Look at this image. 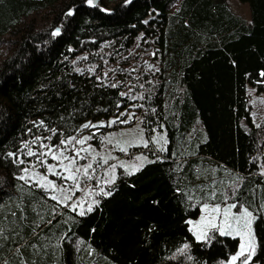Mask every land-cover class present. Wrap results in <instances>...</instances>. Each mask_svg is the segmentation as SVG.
I'll use <instances>...</instances> for the list:
<instances>
[{
  "label": "trees",
  "instance_id": "1",
  "mask_svg": "<svg viewBox=\"0 0 264 264\" xmlns=\"http://www.w3.org/2000/svg\"><path fill=\"white\" fill-rule=\"evenodd\" d=\"M236 1L249 21L226 0H0V221L16 230L0 264H220L238 238L198 241L189 221L226 201L252 212L264 264V114L248 96H264V0ZM134 118L160 146L131 150L151 161L91 211L18 179L84 125Z\"/></svg>",
  "mask_w": 264,
  "mask_h": 264
},
{
  "label": "rangeland",
  "instance_id": "2",
  "mask_svg": "<svg viewBox=\"0 0 264 264\" xmlns=\"http://www.w3.org/2000/svg\"><path fill=\"white\" fill-rule=\"evenodd\" d=\"M226 3L229 10L234 15L245 21H249L250 12L246 4H241L236 0H226ZM39 20L38 18V22ZM39 25H43L44 27L43 21L40 20ZM9 52V44L7 43V38H5L0 42V59L7 56ZM248 96L253 120L254 123L257 124L264 114V96H255L251 88H248ZM87 125H89V127H87L86 130L89 129V131H84V133L75 136L76 139L89 138L83 145L75 143L74 140L67 145L60 143L56 148L48 144V148H51L52 153L59 154L63 151L65 156H70L75 159L76 162L72 165V171L77 176L76 180L63 178L68 175L67 172L63 171V167L68 164V161L64 160L63 164H61L59 161L53 160L51 154L46 156L45 169L43 172L33 170L22 175L26 177L29 183L36 182L41 176H46L47 180L55 184L56 188L52 190L51 188L45 187V189L49 190L52 195L56 194V196L62 197L63 199L64 197H69L67 200L72 202L71 208L75 207L80 211L84 207L94 203L95 197L98 194L106 192L107 187L113 184L119 170L136 172L151 161L150 156L143 153H133L129 155L131 150L135 148H151L152 146L158 148L160 146L156 136L151 139L144 134L141 123L137 118H134V122L131 125L116 126L114 119L105 123L99 122ZM48 148H46V151ZM83 149H88V151L85 152ZM77 151H79V156H77ZM88 164H91L92 168L88 169V175L85 176L83 174V168ZM50 165L55 166V171L59 173V175H53L48 171ZM76 168H81V172L76 173ZM260 175L264 176V163L260 169ZM91 179L94 181L90 182ZM83 181H87L88 183L84 185V183H82ZM74 191L77 193L73 198L71 195H73ZM237 203L238 202L230 203L226 201L222 205L205 204L201 207L199 217L189 221L190 229L196 239L197 235H201L202 233L208 234L212 230H217L220 233L218 230L220 226H223L225 229L226 234L224 235L238 238L239 246L237 252L230 256L227 261L221 262L220 264H233L231 258L239 253L242 244L245 246L248 244L249 237L245 235L244 238L241 239V236L237 235V231L242 234L248 232L242 214L245 210L250 213L252 212L245 207L237 205ZM233 204H235L236 207H231ZM214 208H219V212H213L212 209ZM225 209H229L227 217H225ZM208 221H212L217 227H211ZM251 234V243L255 249L256 242L253 233V222L251 225ZM205 239L206 237L197 240L203 241ZM245 255H251L252 257L253 252H246ZM243 259L244 257L238 258L234 264H241Z\"/></svg>",
  "mask_w": 264,
  "mask_h": 264
},
{
  "label": "snow or ice",
  "instance_id": "3",
  "mask_svg": "<svg viewBox=\"0 0 264 264\" xmlns=\"http://www.w3.org/2000/svg\"><path fill=\"white\" fill-rule=\"evenodd\" d=\"M128 2H130V0H128ZM87 3L91 6V5H93V0H87ZM68 15H72V12L69 11V12H68ZM53 35H54V36H55V35H59V29H56V30L53 32ZM262 75H264V73H262ZM113 123H114V121H113ZM101 126H103V125H101ZM83 127L87 128V127H89V125L86 124V125H84ZM87 139H89V138H88V137H85L84 139H76L75 137H73V138H70L69 140H62V141H61V144L67 145V144H69V143H72V141L74 140L75 143L80 144V145H83ZM34 143H35V141H34ZM25 147H27V145H25ZM42 147H43V146H42ZM83 151L87 152L88 149H83ZM49 154H51V158H52L53 160H57V161H59L61 164H63V161H64V160H67V161H68V164L64 165V167H63V171H64V172H67V174H68L66 177H63L64 179H68V180H76V179H77L76 174H74L73 171H72V165L75 164V162H76L75 159H74L73 157L65 156L64 153H63V151H61L59 154H54V153L51 152V148H48V150L45 151V152H41L39 155H40V156H47V155H49ZM10 155H14V154H10ZM27 155H29V156H33V155H37V154L34 153V152H32L31 150H29L28 153H27ZM77 156H79V151H77ZM40 162H41L42 164L44 163L43 160H41ZM21 163H23V161H21ZM90 168H92V165H91V164H88L87 166H85V167L83 168V174H84L85 176L88 175V169H90ZM24 171H25V173H27L28 170H27V169H24ZM48 171H49L50 173H52L53 175H59V173H57V172L55 171V166L50 165V166L48 167ZM75 172H76V173H80V172H81V168H76ZM18 179L25 180L26 177H25V176H20V177H18ZM36 183H37L41 188H45V187H47V188H51L52 190H55V188H56L55 184H54L52 181L47 180V177H46V176H41V177L36 181ZM101 191H103V190H101ZM104 194H105V195H108V194H110V193H104ZM51 199H53V200H57L58 198H57V196L53 195V196L51 197ZM64 199L67 200V199H69V197H64ZM231 207H236V205L233 204ZM91 210H92V208H91V206H89L88 211H91ZM212 211H213V212H219V208H214V209H212ZM228 211H229V209H225V217H227V215H228ZM81 214H83V213H81ZM11 215H12V216H16V212H12ZM242 216H243V218H244L245 227L248 228V232L242 234V233H240L239 231H237V235H240V236H241V239H243L244 236L247 235V236L249 237V240H248V244H247V246H245L244 244H242L239 253L231 258L233 264H234V262L237 261V259L240 258V257H244V259L241 261V264H249V262L251 261V258H252V257H251V255H245V253H246V252H254V250H255L254 247H253V245H252V243H251V240H252L251 225H252V222H253V216H252V213H250V212H248L247 210H245V212L242 214ZM238 219H239V218H238ZM208 223H209L210 226L213 227V228H216V227H217V225H216L215 223H213L212 221H208ZM229 227H230V225H229ZM218 230L220 231L221 235L226 234V233H225V229H224L223 226H220V227L218 228ZM15 231H16V230L13 228V229L11 230V233H7V232H5V229H4V227L2 226V221H0V241H3V240H5V239H9V238L11 237L12 233H15ZM206 235H207L206 233H202L201 235H197V239H198V240H199V239H203V238L206 237ZM186 248H187V245H185V248H184V249H181L180 251H181V252H184Z\"/></svg>",
  "mask_w": 264,
  "mask_h": 264
}]
</instances>
